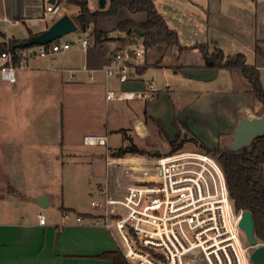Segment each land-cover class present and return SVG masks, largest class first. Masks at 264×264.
<instances>
[{
	"label": "crops",
	"instance_id": "1",
	"mask_svg": "<svg viewBox=\"0 0 264 264\" xmlns=\"http://www.w3.org/2000/svg\"><path fill=\"white\" fill-rule=\"evenodd\" d=\"M55 2L61 5L60 0ZM166 2L175 11V16L164 15L178 33L177 23L190 29L192 23L187 22L186 17L190 19L195 14L185 8L186 2L200 9L195 14L194 26L201 28L206 23L210 25L211 21L216 25L221 21L223 25L221 30L212 26L217 33L215 38H209V30L179 37L183 46L207 43L212 50L218 46L226 55L244 53L247 63L259 69L262 80L264 26L259 25L252 8H244L235 0ZM50 3L51 0H0V24L12 17L14 21L20 20L18 24L23 23L28 30L26 36L17 38L7 36L0 27V43L11 39L23 41L32 36L30 32L34 35L47 29L58 19L48 20L49 15H58L46 12ZM88 3L91 10L100 9L99 0L96 6H92L91 0ZM108 5L109 0L106 7ZM122 12L116 26L103 18L98 29L110 32L123 20L141 23L147 19L146 14ZM33 17L39 18L37 24H31L29 19ZM89 29L84 31L89 40L84 49L83 66L86 69H77L76 75L71 77L62 68L50 66L46 60L49 57H36L27 67L16 71L15 82L0 77V264H112L101 255L123 250L124 244L130 256L129 250L134 246L127 237L123 238L100 221L103 212L92 202H103L110 195L121 196L137 179H149L153 175L143 171L150 165V160L147 164L138 161L108 164L102 151L106 147L85 145L83 138L89 134H109V145L119 147L123 143L120 132L123 129L138 130L142 134L138 135L139 141L145 136H154L143 118L145 101L106 99L108 88H119L116 80L108 79L105 72L119 45L110 40L98 44L94 41L91 46ZM122 36L125 34L119 32L118 36L112 37ZM257 47L261 53L257 52ZM191 49L180 54L168 51L157 66H152L170 69L177 80H186L199 88L178 87L174 90L166 86L147 106L167 142L178 140L183 131H187L200 143L216 147L221 136L235 134L240 119L262 115L258 111L263 104L236 71L207 68L203 56L196 64L189 60L173 63L177 56L188 57ZM162 54L159 50L145 51V60L152 57L157 63ZM170 59L173 60L169 62ZM145 72H137L136 79L141 87L148 82L144 78ZM224 78L225 86L220 87ZM262 83L264 86V80ZM211 85L215 86L209 88ZM67 113L85 124L77 137L71 138L66 133ZM116 134L120 136L119 141L112 143ZM60 169L68 170L69 175L84 174V186L78 200L65 196L59 180ZM54 179L60 185H57V191L52 186ZM41 195L47 197L46 207H41L37 201ZM41 215L46 218L44 224L40 223ZM78 217L83 220L78 221ZM146 258V255L140 257Z\"/></svg>",
	"mask_w": 264,
	"mask_h": 264
},
{
	"label": "built area",
	"instance_id": "2",
	"mask_svg": "<svg viewBox=\"0 0 264 264\" xmlns=\"http://www.w3.org/2000/svg\"><path fill=\"white\" fill-rule=\"evenodd\" d=\"M46 12L60 14L61 5L50 3ZM29 20L37 24L39 18ZM60 39L35 47H18L14 53H1L0 77L15 82L16 71L27 67L31 59L51 57L74 45L83 49L89 45L87 38L75 42ZM144 64L142 43L119 46L105 69L107 78L116 80L119 88H108L106 99L153 100L160 91L156 82L150 80L141 87L136 79L137 67ZM109 139V134H89L83 142L107 149ZM121 161L107 154L108 164ZM149 163L155 175L146 180L137 179L121 196L110 195L103 202H92L103 212L100 221L127 237L149 259L144 262L138 257L131 258L122 243L131 264H252L251 253L256 246L242 237L244 231L239 221L243 211L235 210L217 156L199 149H179L159 155ZM45 222L41 215L40 223ZM259 244L262 243L258 241Z\"/></svg>",
	"mask_w": 264,
	"mask_h": 264
},
{
	"label": "trees",
	"instance_id": "3",
	"mask_svg": "<svg viewBox=\"0 0 264 264\" xmlns=\"http://www.w3.org/2000/svg\"><path fill=\"white\" fill-rule=\"evenodd\" d=\"M74 4L79 7L78 14L75 16V22L83 31L92 27L96 44L109 40L113 37L108 36V32L98 29L99 21L103 18L118 17L120 11L127 9L132 13H145L147 19L144 22L137 23L133 20H123L119 22L116 29L124 33L125 36L114 37L121 42L120 46L136 44L141 41L145 51L159 50L162 55L157 63L162 61L164 54L171 50H177L182 53L188 49L196 48L203 56L204 66L207 68L228 69L231 71L238 70L249 86V90L254 97L264 105V88L261 81L260 71L255 65H250L246 61L244 53L226 55L218 46L214 52L210 53L207 43H198L192 47L180 44L178 33L171 28L165 18L159 13L155 0H109V5L105 9L91 10L88 0H60ZM140 28L143 35H139L132 29ZM33 35L32 32H30ZM21 40L11 39L8 42L0 43V54L5 51L13 53L18 48L17 44ZM22 48V47H20ZM257 52L262 51L259 47ZM149 67V64L137 67L138 73H143ZM145 121L154 122L147 106L144 110ZM130 144L125 148L113 153L114 157H124L127 153L150 155L151 153L139 148L132 142L131 138L126 137ZM195 142L198 140L194 137H183L179 141H170V147L174 150L182 149L185 143ZM202 147V145H201ZM207 152H212L217 156L222 165L230 196L237 212L251 211L255 222V235L258 241L264 244V136L256 138L249 147L240 151L223 149L220 145L209 149L203 147ZM152 155V154H151ZM154 155V154H153ZM158 155H155L157 157ZM134 234V231L131 230ZM102 258L108 259L112 264H131L122 249L109 251L101 255Z\"/></svg>",
	"mask_w": 264,
	"mask_h": 264
},
{
	"label": "rangeland",
	"instance_id": "4",
	"mask_svg": "<svg viewBox=\"0 0 264 264\" xmlns=\"http://www.w3.org/2000/svg\"><path fill=\"white\" fill-rule=\"evenodd\" d=\"M235 2L239 3L244 8H248V9L252 8L254 14L258 17L259 25L260 26L261 25L264 26V0H235ZM97 3H98V0H91L92 6H96ZM155 4H156V7H157L159 13L165 18L166 21L168 20V19H166L168 17H165L166 15H164V13L167 14V16H169L168 14H171L172 16H175V13H174L175 11H172L173 8L168 7V3L166 2V0H157V1H155ZM202 4L205 5V3H202ZM185 5H186L185 8L187 10H191V12H193L195 14H198L199 11H200V9L194 7L192 5V3H187L186 2ZM61 7H62V10H61L60 14H58V15H49L48 16V20L49 21H51L52 19L57 18V17L59 18L60 16H62L64 14L71 15L73 17V19L75 20V15L74 14H78V11H79V7L78 6H76L74 4H69V3H66V2H61ZM168 9H170V12H169ZM165 11L168 12V13H166ZM122 13H130V12L127 9H123ZM176 14H179V13H176ZM195 14H192L190 19L185 16L186 19H187L186 21L192 23L190 29H188V28L185 29L183 24L177 23L178 26L180 27V29H179L180 33H178V31L175 29L177 31V33H178V37L184 38V36H191V35H194V34H201L202 32H206V30H209V32H210L209 33V38L211 39L212 37L215 38V35L217 34V33L214 32L212 26H214L215 28H217L219 30H221L223 28V25H221L222 24L221 21H218L220 23H218L217 25H216V23L211 21L210 25H207V23H206L201 28L200 27H196L197 25L194 26V23L196 22ZM140 15H145V13H140ZM9 18H10V21L2 22L0 24V27H1L2 31L4 33H6L7 36H10V37L15 36V37L19 38V37H22V36H26L27 31H28L26 26L23 25V23L22 24H18V23L16 24V23H14V20H13L12 17H9ZM121 18H122V15L118 16L116 18L115 17H108L107 19H108L110 25L114 23L113 26H116L115 22L117 20L119 21ZM215 18L218 19L219 17L215 16ZM219 20H221V19L219 18ZM167 23H168V21H167ZM113 28H115V27H113ZM32 29L33 30H37V29H39V27H32ZM111 32H112V35H111ZM118 34H119V32H118L117 29H112V31H110V32L108 31V36L109 37H112L113 35L114 36H118ZM244 35L247 36L248 33L245 32ZM86 37H87V35L79 27V29L77 31L69 33V34L63 36L60 40H62V41L66 40V41L75 42V41H77L79 39L82 40V39H84ZM88 37L92 41L91 46L94 45L95 38H94V34L92 33V27H90V29H89ZM110 40L116 41L119 46L121 45V42L116 40L114 37L109 39V40H104V41H110ZM179 40H180V38H179ZM180 44H181V41H180ZM35 46L36 45H34L33 47H35ZM208 48H209V52L210 53L214 52V50H212L213 48L210 47L209 45H208ZM116 49H115V51H116ZM149 52H151V50ZM174 52H178V51L174 50ZM236 52L237 51H234L233 53H236ZM84 54H85V50L81 46L74 45V46H72V48L70 50L56 53L54 56L46 58V60H47V62L49 63L50 66L52 65L54 67L62 68V70L65 73L69 74L72 77V75H76L77 74L78 71H76V70L79 69V68H82L83 65L85 64V55ZM201 56H202V53L198 49L192 48L191 51H189L188 57L177 56L175 58V60L170 59L169 62L171 60H173V63L177 62V61H179V63H181V62H185V61L189 60L191 63L196 64L197 62L200 61ZM154 62L155 61L153 60L152 57H150L149 59L145 60V63L149 64V66H152V65L153 66H157L158 63H154ZM153 66L147 69V71L144 74V78L146 80H148V81L154 80L156 82V85L159 88V90L163 89L166 86H171V88L174 89V90H176L178 87H182L184 89H189V87H193L194 89H198L199 88L198 86H195V84H193L191 82H190L191 84L190 83L188 84V82L186 80H183V81L177 80L176 77L173 75L172 70H170V69H158V68L153 67ZM236 72L242 77V75L240 74V72L238 70H236ZM263 80H264V70H262V80L261 81L263 82ZM224 81H225V78H224L223 81L221 80V82L219 83V84H221L220 87L225 86V82ZM229 83L231 84V82H229ZM216 84H218V83H216ZM262 85H263V83H262ZM214 86L215 85H211L209 88L214 87ZM263 88H264V86H263ZM158 95H159V92L157 93L155 98ZM145 103H146V106H147L149 101H145ZM147 108H148V106H147ZM259 108H260L259 111H258L259 114H263L264 113V105L260 106ZM148 111H149V108H148ZM149 113H150V111H149ZM67 115L68 116H67V123H66V125H67L66 133L71 138L74 137V136L77 137L78 133L81 132V130H83L85 124H84L83 120L80 121V120L75 119L73 117V114H72L71 117H70V114L67 113ZM144 121H145V118H144ZM145 123L150 127L151 133L153 134L154 137H151L150 135H148V136H145L144 140L139 141L137 139L138 135H142V134H140L138 130L123 129V130L120 131L121 132V136L123 138V143L119 147H112V146L109 145L107 149L106 148L102 149L104 155L107 156V154H109L110 156H113V153H115V152L119 151L120 149L125 148L126 146H128L130 144V142H129V140H127L126 137L131 138L132 142L134 144H136L139 148L150 152L152 155L151 154L150 155H148V154L141 155V154L127 153L126 155H124V157H121V158L115 157L117 159H122L121 163H123V161L124 162L138 161V162H143L144 164H147V161L152 160L153 158H155V155L159 156V155H163V154L172 152L173 149H172V147H170V141L169 142L166 141V139L163 136L162 131L159 129V126L157 125L156 121L155 120H154V122H151V121L146 122L145 121ZM186 133H187V131H183V135L177 141L183 139V137L185 136ZM186 137L191 138L193 136L188 133ZM119 138H120L119 135H117V134L114 135L113 138H112V143H117L119 141L118 140ZM220 138L221 139H220L218 145H220L223 149H230V144H231V142L234 139V134H230L227 137L221 136ZM201 145H202V147H201ZM203 147H207L209 149L214 148V147H208V146L200 143L199 140H198L197 143L190 142V141L185 143L184 146L182 147V149H199V150L207 152L206 150L203 149ZM174 151H176V150H174ZM208 153H212V152L208 151ZM67 171L68 170H66V169H60V171H59L60 185H62L64 187L65 196L67 198L70 196V198L72 200H78L79 199V195H80V193H79L80 189L82 190V188L84 186V182H83L84 174L83 173H78L77 175H69L67 173ZM131 171H133V170H131ZM143 172H146L149 175H155L154 167H152V165H148L147 168ZM55 180L56 179L53 180L52 186L54 187V189L56 188L55 191H57L58 190V188H57L58 183H56ZM60 185H58V186H60ZM69 189H70V192H69ZM95 198L98 199L99 197L96 196V194H95ZM82 199H84V198H82ZM242 237H243L244 240H247V237L244 235L243 232H242ZM123 252H124V249H123ZM148 261H149L148 258H146V260H144V262H148Z\"/></svg>",
	"mask_w": 264,
	"mask_h": 264
},
{
	"label": "water",
	"instance_id": "5",
	"mask_svg": "<svg viewBox=\"0 0 264 264\" xmlns=\"http://www.w3.org/2000/svg\"><path fill=\"white\" fill-rule=\"evenodd\" d=\"M51 2L55 3V0H51ZM106 5L107 0H99L100 9H105ZM77 30L78 25L76 22L68 14H65L59 17L47 29L18 43L17 47L28 48L34 45H44ZM132 30L139 35H143L144 33L140 28H134ZM186 136L187 133L185 134V137ZM260 136H264V113L251 118H242L235 129L234 139L230 144V150L240 151L245 147H249L252 142ZM37 201L41 207L47 206V197L45 195H41ZM44 201H46V203ZM239 226L244 231L250 244L256 246L251 253L252 264H264V244L257 245L258 239L255 235V222L251 211L244 210L242 212Z\"/></svg>",
	"mask_w": 264,
	"mask_h": 264
},
{
	"label": "bare ground",
	"instance_id": "6",
	"mask_svg": "<svg viewBox=\"0 0 264 264\" xmlns=\"http://www.w3.org/2000/svg\"><path fill=\"white\" fill-rule=\"evenodd\" d=\"M129 254H130L131 258H137V257L140 258V257L144 256V254L137 251L134 246L132 249L129 250Z\"/></svg>",
	"mask_w": 264,
	"mask_h": 264
}]
</instances>
